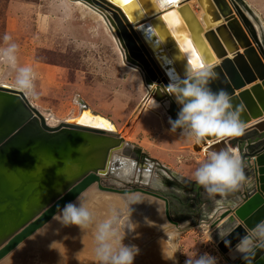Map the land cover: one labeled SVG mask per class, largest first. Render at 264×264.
<instances>
[{
  "label": "water",
  "instance_id": "95a60500",
  "mask_svg": "<svg viewBox=\"0 0 264 264\" xmlns=\"http://www.w3.org/2000/svg\"><path fill=\"white\" fill-rule=\"evenodd\" d=\"M80 1L105 16L115 30L126 63L143 73L146 86H155L148 91L149 99L162 103L173 120L180 106L167 93L169 83L161 68L165 72L181 64L188 68L179 51V46L184 50L183 36L189 38L190 33L202 54L200 60L210 62L212 55L202 38L204 34L221 61L215 64L218 77L211 87L214 91L226 90L234 105H243L246 127L240 136L216 143L211 142L214 137H209L201 145L205 154L224 148L238 152L243 169L244 164L247 167L243 171L248 198L214 211L210 237L226 254L229 264H244L238 254L233 258L232 249L246 232L264 222L263 24L244 0H198L204 11V25L185 4L180 8L183 19L179 18L181 24L176 28L166 19L173 11L164 14L165 22L149 0H133L127 6L120 0ZM151 26L154 32H149ZM238 90L241 92L235 95ZM77 102L80 118L90 109L79 98ZM124 147L125 141L119 134L111 136L66 121L51 126L22 90L0 86V262L54 219L66 204L73 203L96 184L103 192L142 193L164 201L168 221L179 227L180 223L170 217L167 198L142 188L118 190L101 185V177L115 167L122 170L130 166V178L135 175L136 163L116 155ZM194 150L202 152L197 145ZM145 172H151L150 165ZM220 232L231 235L222 239ZM226 241L231 242V248ZM254 264H264V252L257 253Z\"/></svg>",
  "mask_w": 264,
  "mask_h": 264
},
{
  "label": "rangeland",
  "instance_id": "374dc122",
  "mask_svg": "<svg viewBox=\"0 0 264 264\" xmlns=\"http://www.w3.org/2000/svg\"><path fill=\"white\" fill-rule=\"evenodd\" d=\"M244 1L264 28V0ZM100 16V12L79 0H0V48L7 47L8 43L17 46L15 65L0 60V85L25 91L31 104L49 118L51 126L79 114L77 98L110 119L125 141L124 149L117 155L136 163L135 175L125 181L128 178L118 176L121 170L115 167L109 175L101 177V185L118 190L142 188L167 198L170 217L180 226L168 221L166 203L160 199L142 193L132 194L161 206L162 219L154 223L144 210L116 211L107 202L130 197V194L122 196L90 189L80 200L92 214L91 223L81 229L76 225L65 226L58 217L54 218L0 264H99L95 225L105 221L113 222L114 244L124 237V245L139 249L133 264H187L189 258L205 254L217 258L218 264H229L221 248L212 239L209 241L214 220L210 218L220 206L234 205L239 200L234 199L233 191L209 196L202 186L193 185L187 179L175 180L184 189L168 185L166 181L174 179L161 167L164 163L152 159L143 150L141 153L148 158L137 154V141L144 139L146 144L148 140L164 136V149L151 152H161V156L170 159L168 154L182 146L189 151L191 158L187 163L190 165L198 158L205 160L207 157L205 150H194L195 144L188 142L180 132L170 131V117L165 107L153 99H146L143 73L123 61L117 39L101 22ZM6 34L11 37L7 43L3 40ZM26 67L32 70L29 90L17 84L20 69ZM139 125L146 132L139 133ZM197 146L203 149L201 144ZM147 165L151 172L150 180L145 181ZM243 170L246 172V164ZM95 187L98 188V184ZM174 188L183 191L176 190L174 195ZM101 216L105 218L99 223ZM180 217L184 219L179 220ZM123 219L128 220L130 228H122ZM170 231L175 234L173 251L165 240Z\"/></svg>",
  "mask_w": 264,
  "mask_h": 264
},
{
  "label": "clouds",
  "instance_id": "9594fccd",
  "mask_svg": "<svg viewBox=\"0 0 264 264\" xmlns=\"http://www.w3.org/2000/svg\"><path fill=\"white\" fill-rule=\"evenodd\" d=\"M3 40L11 41L9 35ZM17 46L8 43L0 48V60L15 65ZM216 66L212 62H202V66L189 64L182 77L174 80L167 88V93L175 97L180 106L177 118H169L172 133L180 132L188 142L200 145L214 137L212 143L228 137H237L244 133L245 122L242 119L243 105H234L231 95L224 89L214 91L212 83L217 79ZM30 68H22L17 77V84L22 89L31 88ZM159 105H157L158 107ZM194 181L212 196L224 195L237 190L245 180L241 157L230 148L209 151L206 160L193 173ZM65 226L76 225L81 229L92 222V214L85 203L78 198V203L66 204L54 218ZM129 227V226H128ZM231 232H220L222 239ZM116 237L112 221L97 225V257L99 264H133L139 249L123 244V238L114 244ZM211 237L209 241H211ZM231 248V242L226 241ZM258 252H264V222L258 223L246 232L232 249L235 259L237 254L244 264H254ZM187 264H218L217 258L210 255L189 258Z\"/></svg>",
  "mask_w": 264,
  "mask_h": 264
},
{
  "label": "bare ground",
  "instance_id": "6f19581e",
  "mask_svg": "<svg viewBox=\"0 0 264 264\" xmlns=\"http://www.w3.org/2000/svg\"><path fill=\"white\" fill-rule=\"evenodd\" d=\"M80 1V0H79ZM150 2L152 1V3L154 4V6H155V11H157V12H159V14H157L158 16H160L161 18H163V20H164V14L165 13H167V12H170V11H173V12H176V13H178L179 14V18H182V14H181V12H180V8L183 6V5H185V4H187L188 6H189V8L191 9V11L195 14V16L197 17V19L201 22V24H203L202 23V16H203V14H204V11H203V9H202V7L200 6V4H199V2H198V0H190V1H188V0H176V2H169V0H149ZM190 2H192V4L198 9V15H197V13H195L194 12V10H193V8L191 7V5L189 4ZM198 2V3H197ZM75 4V3H74ZM199 4V5H198ZM91 7V6H90ZM199 9H201V10H199ZM156 15V16H157ZM199 16H201V18L199 19L198 17ZM92 18V17H91ZM183 19V18H182ZM100 20H101V22L104 24V26L106 27V28H110V31L113 33V36L117 39V37H116V35H115V30H114V28L113 27H111L110 26V24L109 23H107V20H106V18H105V16L103 15V14H101V16H100ZM148 20V19H147ZM150 21V20H149ZM165 21V20H164ZM166 22V21H165ZM184 22V21H183ZM204 25V24H203ZM135 29L137 30V27H135ZM150 31H152V32H154V30L152 29V26L150 27V29H149V32ZM188 36H189V39H190V41H191V43H192V45H193V47L195 46L194 45V43L192 42V38H191V34L190 33H188ZM202 38L204 39V42H205V45H206V47L208 48V50H209V52L211 53V55H212V61H210V62H212V63H214V64H219L220 63V60L217 58V56L215 55V53H214V51H213V49L211 48V46H210V44L208 43V41L205 39V37H204V34H202ZM115 40V39H114ZM117 41H118V39H117ZM118 43H119V41H118ZM119 46H120V48H121V45H120V43H119ZM195 49H196V51H197V55L199 56V58H201V56H202V54H201V52H200V50H198V48H196V46H195ZM179 51H180V53H181V55H182V57L184 58V60L187 62V66H189V64H192L191 63V58L190 57H188L187 56V54H186V52H185V50H183L180 46H179ZM121 52V54H122V58L124 59L123 61H125V56H124V54H123V52H122V50L120 51ZM178 60H180V59H178ZM217 61V62H216ZM179 62H181V61H179ZM125 63H126V61H125ZM127 64V63H126ZM128 65V64H127ZM131 67V66H130ZM133 68V67H132ZM161 69H163L162 71H163V75H164V78L168 81V83L170 84V83H172L174 80H176V79H178V78H180V77H182L183 75H184V73H185V70L187 69V67H185L183 64H181L179 67L178 66H175V70H170V71H164V68H161ZM140 71V70H139ZM141 72V71H140ZM144 77V76H143ZM0 86H3V85H0ZM5 86H9V87H12V86H10V85H5ZM146 86V85H145ZM147 88V94H148V91L149 90H152V89H154L155 88V86H153V87H149V86H146ZM12 88H14V87H12ZM14 89H16V88H14ZM17 90H19V89H17ZM23 91V90H22ZM24 93H25V91H23ZM26 94V93H25ZM27 95V94H26ZM28 97V96H27ZM146 99H148V100H150L149 99V97H148V95L146 96ZM157 102V101H156ZM159 103V102H158ZM159 104H161V105H163L162 103H159ZM89 109H90V111H88V112H86V113H84L83 114V116L85 115V114H89L90 115V123L89 124H79V123H75V121H77V120H79L80 118H78V116H79V114H77L76 116H69V117H67L65 120H63V121H61V122H67L68 124H73V125H78V126H86V127H90V128H94V129H96V130H99V131H103V132H106L107 134H109V135H111V136H113V135H115V134H118V132H117V129H116V127H115V125H114V123L110 120V119H108V118H106V117H103V116H101V114H93L92 113V109L89 107ZM93 112H95V111H93ZM92 115H99V117H92ZM168 115V114H167ZM82 116V117H83ZM47 118V120H49V118L48 117H46ZM78 118V119H77ZM98 120H100V121H107L108 123H110L111 125H112V128L114 129V130H112V129H109V128H96V127H92L91 125L92 124H94V123H96ZM202 150H205V147H203V149ZM238 153V152H237ZM117 155V154H116ZM131 164V163H130ZM134 174H135V172H134ZM131 175H133V170L131 169V167L130 166H126V167H124L122 170H121V172H119L118 173V176H120L121 178H124V179H126V178H130V176ZM144 176H145V181H147V180H150V178H149V173H147V172H145V174H144ZM119 178V177H118ZM96 190V191H99V192H102V193H108V192H103V191H101V190H99L98 188H96L95 187V185H93L92 187H90L87 191H85L80 197H78V198H81L85 193H87L89 190ZM87 195V194H86ZM122 196H129V195H122ZM85 197V196H84ZM120 199H118V200H107V202L109 203H111V205H113L114 206V208H115V210L117 211V210H127V211H130V210H134V211H136V208H138V209H141V210H144L145 211V213L147 212V215H148V218H149V220H150V222H154V223H158L157 221V219H162V211H161V206L160 205H158V204H156L155 202H153V201H151V200H148V199H145V198H143V197H138V196H136V195H134V196H132V194H130V197H119ZM76 200H78V199H76ZM75 200V201H76ZM74 201V202H75ZM73 202V203H74ZM137 212H138V210H137ZM136 212V213H137ZM144 213V212H143ZM123 214V213H122ZM125 217V216H124ZM129 217V216H128ZM135 217V216H134ZM138 217V216H137ZM136 217V218H137ZM143 217V216H142ZM104 216H101V218H100V220H99V223H100V221H102L103 222V220H104ZM126 218V217H125ZM109 219V218H108ZM120 219H121V217H120ZM119 219V220H120ZM53 220V219H52ZM138 220V219H137ZM156 220V221H155ZM99 223H97V224H99ZM122 228L125 230L128 226V224H129V222H128V220L127 219H123L122 220ZM141 224V223H140ZM146 225V224H145ZM95 226H97V225H95ZM94 226V227H95ZM130 228V227H129ZM179 228V227H178ZM95 229V228H94ZM120 229V228H119ZM165 240H167V242H168V244H169V246H168V248H169V250L170 251H173V248H174V238H175V234H173V232L172 231H170V232H168V233H166V235H165ZM167 246V245H166ZM169 252V251H168ZM167 252V253H168ZM172 253H174V252H172ZM95 260V259H94Z\"/></svg>",
  "mask_w": 264,
  "mask_h": 264
},
{
  "label": "crops",
  "instance_id": "0c3cea01",
  "mask_svg": "<svg viewBox=\"0 0 264 264\" xmlns=\"http://www.w3.org/2000/svg\"><path fill=\"white\" fill-rule=\"evenodd\" d=\"M189 4L193 8L194 12L197 13V15H198V11H196L197 8L192 4V2H190ZM198 18L200 19L201 16H199ZM240 51L243 52L242 49ZM239 92H241V90L236 91L235 95H238ZM252 122H255V121L252 120ZM144 132H146V130L141 129V127L139 125V133H144ZM163 139H166V137L164 138V136H160V139H158L156 137L152 141L148 140L146 142V144L143 142L144 139L140 140L139 142L137 141V143H138L137 148L140 150H143V153H146V154L148 153L147 155H149L152 159H156L159 162L164 163L161 167L166 168L171 173V175L173 176V179H174L173 181H175V180L182 181V179H187L189 182H195L194 179L192 178L193 172L198 167H200V165L206 160V156H205V160L198 158L196 160V162H194L193 164L190 165L189 163H187V161H190V158H191L189 151L186 150L185 147L179 146V147H175L173 149L174 152H171L170 155L168 154L170 159H165L163 156H161L162 155V154H160L161 152L157 154L154 151L153 152L150 151V150H155V149H158V150L164 149V147L162 145ZM168 140H171V139L169 138ZM172 141L175 143L179 142V140H174V139ZM146 150H149V152H146ZM178 150H180V151H178ZM165 163H166V165H165ZM174 189H175L173 191L174 195H176V193H177L176 190H178L180 192L183 191V190L178 189V188H174ZM246 192H247L246 191V185L244 184V181H243L241 183L240 187L237 190L233 191L234 199L239 200V201H237L239 203L243 202L242 198H244V199L248 198V193H246ZM239 203H237V204H239ZM182 219H184V218H182V217L179 218V220H182ZM24 244H25V242L22 245H24Z\"/></svg>",
  "mask_w": 264,
  "mask_h": 264
},
{
  "label": "snow or ice",
  "instance_id": "6c2138e0",
  "mask_svg": "<svg viewBox=\"0 0 264 264\" xmlns=\"http://www.w3.org/2000/svg\"><path fill=\"white\" fill-rule=\"evenodd\" d=\"M169 2H176V0H169ZM120 3L124 5H131L133 3V0H120ZM166 19L170 25H172L174 28L179 27L181 24V21L179 20V14L176 12H170L167 14ZM164 33V29L162 28V34ZM182 43L184 45V50L187 52L188 56L191 58V63L194 66H202V61L200 60L199 56L197 55V51L195 47H193L190 39L187 37V35L183 36ZM75 123L79 124H89L90 123V115L85 114L83 117H81L79 120L75 121ZM92 127L96 128H109L112 129V125L108 123L107 121H100L98 120L96 123L91 125Z\"/></svg>",
  "mask_w": 264,
  "mask_h": 264
},
{
  "label": "trees",
  "instance_id": "16d2710c",
  "mask_svg": "<svg viewBox=\"0 0 264 264\" xmlns=\"http://www.w3.org/2000/svg\"><path fill=\"white\" fill-rule=\"evenodd\" d=\"M137 154L138 155H141L142 157L148 158V156L146 154H142L141 153L140 149L137 150ZM166 184L171 185V186H176V187H179V188H182V189L185 188L184 186H182L180 183H178L176 181H169V180H167L166 181ZM192 184L193 185H198L196 182H193ZM198 186H200V185H198Z\"/></svg>",
  "mask_w": 264,
  "mask_h": 264
},
{
  "label": "flooded vegetation",
  "instance_id": "af4514ba",
  "mask_svg": "<svg viewBox=\"0 0 264 264\" xmlns=\"http://www.w3.org/2000/svg\"><path fill=\"white\" fill-rule=\"evenodd\" d=\"M162 171V170H161ZM163 173V172H162ZM164 174V173H163ZM168 179V178H167ZM172 181V180H171Z\"/></svg>",
  "mask_w": 264,
  "mask_h": 264
}]
</instances>
